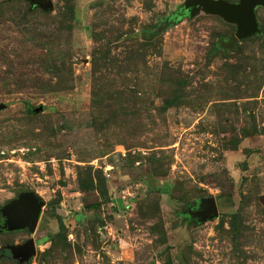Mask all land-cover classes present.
<instances>
[{
	"label": "rangeland",
	"instance_id": "1",
	"mask_svg": "<svg viewBox=\"0 0 264 264\" xmlns=\"http://www.w3.org/2000/svg\"><path fill=\"white\" fill-rule=\"evenodd\" d=\"M49 1L0 0V209L43 204L0 264H264V8L226 50L186 0Z\"/></svg>",
	"mask_w": 264,
	"mask_h": 264
},
{
	"label": "water",
	"instance_id": "2",
	"mask_svg": "<svg viewBox=\"0 0 264 264\" xmlns=\"http://www.w3.org/2000/svg\"><path fill=\"white\" fill-rule=\"evenodd\" d=\"M26 1L31 7L43 11L53 9L49 0ZM257 7L264 8V0H238L235 4L223 0H186L182 11L189 16H194L201 10L207 14L216 15L227 23L235 24L237 26L235 34L219 43L220 48L230 50L238 41L260 32L255 16ZM42 205V202L31 192L19 194L17 200L0 209V216L4 220L1 231L13 233L28 230L29 233H33ZM9 253L11 259L17 261L18 264L27 263L35 254L34 241L30 239L19 247L9 248Z\"/></svg>",
	"mask_w": 264,
	"mask_h": 264
},
{
	"label": "flooded vegetation",
	"instance_id": "3",
	"mask_svg": "<svg viewBox=\"0 0 264 264\" xmlns=\"http://www.w3.org/2000/svg\"><path fill=\"white\" fill-rule=\"evenodd\" d=\"M3 222H4V220H3V218L0 216V231H1V228H2V225H3ZM25 231V230H24ZM28 231V230H27ZM0 233H7V232H5V231H1ZM17 262V261H16ZM18 263V262H17ZM28 263V262H27ZM25 264V263H24Z\"/></svg>",
	"mask_w": 264,
	"mask_h": 264
},
{
	"label": "trees",
	"instance_id": "4",
	"mask_svg": "<svg viewBox=\"0 0 264 264\" xmlns=\"http://www.w3.org/2000/svg\"><path fill=\"white\" fill-rule=\"evenodd\" d=\"M98 207H99L98 205H92L91 206V208H93V209H98Z\"/></svg>",
	"mask_w": 264,
	"mask_h": 264
}]
</instances>
